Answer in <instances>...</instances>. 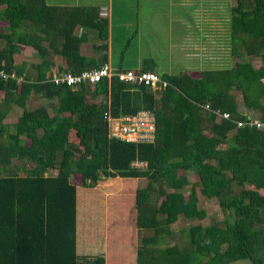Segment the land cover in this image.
Returning a JSON list of instances; mask_svg holds the SVG:
<instances>
[{
  "label": "trees",
  "instance_id": "1",
  "mask_svg": "<svg viewBox=\"0 0 264 264\" xmlns=\"http://www.w3.org/2000/svg\"><path fill=\"white\" fill-rule=\"evenodd\" d=\"M0 22V71L8 76L0 78V214L12 228L9 250L11 242L18 250L25 238L37 243L24 264L48 256L46 241L55 227L69 231L61 248L66 264H264V131L237 127L249 119L235 95L264 123V0H237L230 9L233 65L201 70L197 78L187 71L157 74L167 84L157 92L116 78L73 89L51 82L50 55L65 59L60 73L73 75L107 63L106 54L79 51L86 39L76 34L79 27L97 43L107 40L108 20L96 7L0 0ZM25 46L39 63L17 64ZM148 62L139 70L157 73ZM116 70L126 69L119 64ZM37 98L56 101L52 112L44 105L28 109ZM14 107L22 111L17 121L3 123ZM144 110L155 116L152 144L108 137L105 114L119 118ZM50 171L57 174L46 175ZM181 171L198 177L187 196L182 190L190 183ZM78 176L80 184L72 183ZM139 179L147 180L144 187ZM198 191L218 201L224 218L192 223L182 230L186 244L169 243L170 225L180 216H207ZM33 229L38 231L31 234Z\"/></svg>",
  "mask_w": 264,
  "mask_h": 264
},
{
  "label": "rangeland",
  "instance_id": "2",
  "mask_svg": "<svg viewBox=\"0 0 264 264\" xmlns=\"http://www.w3.org/2000/svg\"><path fill=\"white\" fill-rule=\"evenodd\" d=\"M236 2L237 0H46L50 6L63 5L69 8L110 6L112 18L108 17L107 20L108 33L113 41V45H110L112 61L109 62L112 68L120 64L123 69L139 70L143 67L144 61H149V64H155L154 70L157 74L187 71L191 72L190 75L194 78L200 76L201 70L227 69L233 65L230 51V9L236 5ZM3 26L5 25L0 22V27ZM97 44L109 45V41L107 43L100 41ZM137 50L142 53L140 55L142 60L135 58ZM101 52L106 53L105 50ZM15 59L17 64L24 61L40 62L35 51L31 56L23 50L15 56ZM252 63L256 68L261 65L258 59L253 60ZM235 95L240 113L252 120L259 119L260 112L244 107L241 94ZM39 99L31 101L33 105L31 108L28 106V109L38 107L41 102L44 103ZM261 104L264 105V98L261 99ZM20 111L17 107L10 118L19 115ZM49 112H52V108ZM56 174V171H50L46 175ZM180 174H185L190 183L182 190L187 196L190 186L195 184L198 177L192 171H181ZM71 181L80 184V177H74ZM146 183V179L138 180L139 187H144ZM198 195L199 206L206 210L207 216L201 221L188 220L180 216L170 225L169 243L186 244L188 242L186 232L184 234L182 230L192 223L209 224L213 221L221 223L225 212L221 210L218 201L202 197L199 191ZM231 219L232 217H229V220ZM141 235H143L142 231L139 232V239ZM159 245H167V242L163 244L161 241ZM232 264H252V262L242 259Z\"/></svg>",
  "mask_w": 264,
  "mask_h": 264
},
{
  "label": "built area",
  "instance_id": "3",
  "mask_svg": "<svg viewBox=\"0 0 264 264\" xmlns=\"http://www.w3.org/2000/svg\"><path fill=\"white\" fill-rule=\"evenodd\" d=\"M8 76L0 71V78L6 79ZM106 78L110 81L116 78L119 82L127 85H142L148 87L151 91L157 92L166 87V82L162 81L157 73L140 70H122L118 71L112 68L108 63L97 69L82 71L77 75L70 73H59L53 76L51 82L56 85H65L75 88L80 85L94 86L100 80ZM208 109V106H205ZM218 117L229 119L227 113H218ZM105 120L108 124V137L122 141L127 144H152L155 139V116L150 111H139L134 115H128L119 118H112L105 114ZM248 122H237L238 128L246 126H255L258 130L264 131V123L260 119H250ZM135 167H143L144 164H134Z\"/></svg>",
  "mask_w": 264,
  "mask_h": 264
},
{
  "label": "crops",
  "instance_id": "4",
  "mask_svg": "<svg viewBox=\"0 0 264 264\" xmlns=\"http://www.w3.org/2000/svg\"><path fill=\"white\" fill-rule=\"evenodd\" d=\"M56 6L67 7V6H63V5H56ZM86 7H96L99 9L100 13H102L104 11L106 14L105 16L107 18L108 17L110 19L112 18V10H111L110 6H99V7H97V6H86ZM67 8H69V7H67ZM101 17H103V16L101 15ZM108 26H109V22H108ZM111 28H113V25ZM83 33L86 35V39L81 44V46L79 48L80 54L82 56H85V57H95V56H99L100 54L103 55L104 54L103 52H100V51L98 52L94 49L95 46H99V44L96 43L97 42L96 39L92 38V37H94V35L92 33L90 34L89 32L87 33L86 31H84L80 27L77 28V30H76L77 35H81ZM107 41H109V45L105 44V45H107V49L105 50L106 51L105 54L107 55V58H108L107 63L109 64V62L112 61L111 56H110V52H111L110 45H113L112 36L110 35V33H108L107 40L105 41V43H107ZM24 51L26 52V54L30 53L32 56V52H34L35 50H33V48H31L29 46H25ZM141 54L142 53L139 50H137V53H135V58L137 60H142L141 59L142 56H140ZM49 59L53 62V67H52L51 71L53 72L54 75L59 74L60 73L59 71L66 69L67 64H66L65 59L63 57L56 56V55H50ZM24 62L27 63L28 61H24ZM31 63L32 62H30L28 64H31ZM117 68H118V65H116L114 67V69H117ZM1 97H2V93L0 92V99H1ZM32 101H34V100H32ZM32 105L33 104H31V102H30V103H28L27 106H29L31 108ZM40 105L46 106L49 110L51 107H53V105H56V101H53L52 103H48V101H46V103H39L38 107ZM36 108L37 107H35L33 109H36ZM16 110H17V107H14L12 109V111L9 113V115L7 116V118L3 121V123H6L7 125H11V124L15 123L17 121V118L21 115V112H22V111H20L19 115H16L15 117L10 118L11 113L12 112L15 113ZM19 110H21V109L19 108ZM27 140L28 139L24 140V143L26 146H28L30 143V142L27 143ZM8 219H9V217H3L2 213L0 214V264H16V263L24 264L26 260H28V261L32 260V250L35 249L34 246L37 245V243L34 241L29 243V241L27 240L28 238H25V239L21 240L20 244H19V242L17 243L18 247H19L18 250H15V246L13 245V242H11L12 247L9 250V246H10L9 245V241H10L9 235L10 236L12 235V228H9L8 226H6ZM65 228L66 227H64V229H63V231H65L63 234L61 232L62 228H60V227H55V228H53V231L51 230L50 233L51 234L54 233V236L49 241H46V246H48V248H50V250L48 251V256L46 255V252H45V255L40 256L39 259L35 258L34 264H37L38 260L40 262V261L46 260V259H47L46 260L47 264H66L64 262L65 257H62V254H61L63 252L61 250L62 245L66 243L67 236L69 233V231L66 230ZM37 231H38L37 229H33L31 231V234L36 233ZM7 233H8V235H6ZM4 250H7V254H5ZM48 259H49V261H48Z\"/></svg>",
  "mask_w": 264,
  "mask_h": 264
}]
</instances>
